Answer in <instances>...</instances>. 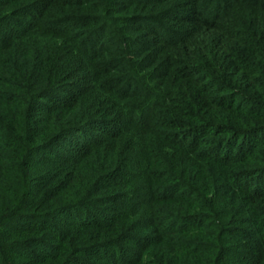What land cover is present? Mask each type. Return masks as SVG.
<instances>
[{
	"label": "trees",
	"instance_id": "obj_1",
	"mask_svg": "<svg viewBox=\"0 0 264 264\" xmlns=\"http://www.w3.org/2000/svg\"><path fill=\"white\" fill-rule=\"evenodd\" d=\"M0 264H264V0H0Z\"/></svg>",
	"mask_w": 264,
	"mask_h": 264
}]
</instances>
